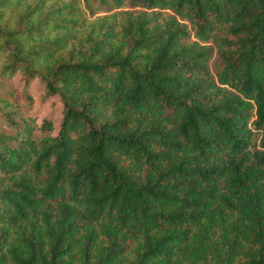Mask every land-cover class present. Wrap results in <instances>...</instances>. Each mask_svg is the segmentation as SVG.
<instances>
[{
    "label": "trees",
    "instance_id": "1",
    "mask_svg": "<svg viewBox=\"0 0 264 264\" xmlns=\"http://www.w3.org/2000/svg\"><path fill=\"white\" fill-rule=\"evenodd\" d=\"M16 75L0 264H264V0H0Z\"/></svg>",
    "mask_w": 264,
    "mask_h": 264
},
{
    "label": "rangeland",
    "instance_id": "2",
    "mask_svg": "<svg viewBox=\"0 0 264 264\" xmlns=\"http://www.w3.org/2000/svg\"><path fill=\"white\" fill-rule=\"evenodd\" d=\"M12 92V93H11ZM25 90L23 82L19 75L12 79H5L0 81V97L10 100L14 105L26 109L28 101L24 98ZM27 93L32 97V109L27 114L34 117L37 122L42 119H51L54 123V133L57 130L59 120L61 118L62 104L58 96L44 98V87L38 80L30 83ZM5 122L0 121V129H5Z\"/></svg>",
    "mask_w": 264,
    "mask_h": 264
}]
</instances>
